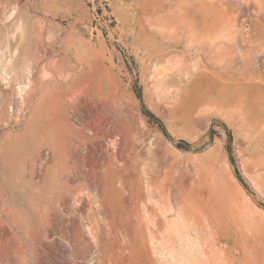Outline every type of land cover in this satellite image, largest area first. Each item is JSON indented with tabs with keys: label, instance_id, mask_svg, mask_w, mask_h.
<instances>
[{
	"label": "rangeland",
	"instance_id": "1",
	"mask_svg": "<svg viewBox=\"0 0 264 264\" xmlns=\"http://www.w3.org/2000/svg\"><path fill=\"white\" fill-rule=\"evenodd\" d=\"M248 1L0 0V264H264V115L179 100L223 72L207 28L206 57L236 35L233 76L262 87V40L240 61L241 34L264 39Z\"/></svg>",
	"mask_w": 264,
	"mask_h": 264
},
{
	"label": "bare ground",
	"instance_id": "2",
	"mask_svg": "<svg viewBox=\"0 0 264 264\" xmlns=\"http://www.w3.org/2000/svg\"><path fill=\"white\" fill-rule=\"evenodd\" d=\"M191 1V0H190ZM241 1V0H239ZM248 1V0H247ZM258 1V0H257ZM243 2V0H242ZM249 2V1H248ZM247 2V3H248ZM259 2V1H258ZM200 3V2H199ZM212 3V2H211ZM246 3V2H245ZM247 3L245 6H247ZM253 3H256L255 1H253ZM260 3V2H259ZM192 4V3H191ZM244 4V3H243ZM201 5V4H200ZM249 5V3H248ZM257 5V7L259 6V4H255ZM192 6V5H191ZM202 7V6H201ZM223 7V6H222ZM256 7V6H255ZM253 8V7H252ZM260 8V7H259ZM223 9V8H222ZM261 9V8H260ZM259 9V11H260ZM264 9V8H263ZM257 10V9H256ZM252 11V9H251ZM258 11V10H257ZM263 13V12H262ZM188 14V13H187ZM223 16V15H222ZM209 17V16H208ZM212 17V16H211ZM216 17V16H215ZM181 18V17H180ZM234 18V17H233ZM229 20V19H228ZM183 22V21H182ZM215 23V27H217L219 25L218 22H214ZM230 25V24H229ZM171 26V25H170ZM169 28H174V27H170ZM164 28V26H163ZM167 27V29H169ZM230 28V27H229ZM162 29V28H161ZM238 29V28H237ZM163 30V29H162ZM189 30V29H188ZM206 30V29H205ZM236 30V29H235ZM165 31V30H163ZM181 31V30H180ZM216 31V30H215ZM223 31V30H222ZM229 31V30H227ZM231 31V29H230ZM167 32V31H166ZM171 32L170 30L168 31ZM164 33V32H163ZM173 34V32H172ZM192 34V33H191ZM222 34V33H221ZM224 34V33H223ZM222 34V35H223ZM198 39L195 41L196 44L198 45V48L203 51L202 53L205 55V58L209 59V62L212 64H217V62H221V71H223L222 73H209V71L207 72L206 70L202 69L200 70V74L198 77V80L195 84H191L192 86H188V88H186L184 91H181L180 95H179V100L180 103L181 102H185V101H191V106H193V108L197 109V106H205V105H210L213 104L216 106V101H222L223 102H229L232 101L231 99L234 98H238L240 100H244L246 103L245 107L246 109H256L258 110V112L261 113V115H264V81L262 82L263 85L262 87H259V89H254V87L251 89V93H246L247 95L244 94V91H246L248 88L253 86L254 81V77H256V72L254 71L253 73L249 74V77L246 79V81H242V79H244L243 77H234L233 74L235 72H233V67H234V59L236 58L237 54V50L238 47H240L241 45L238 43L237 40V36L236 35H231V42L227 43V44H222V45H218L215 48V57H206L207 56V50L204 49L205 47L208 46V43H210V45L216 44L218 42L216 35L214 34V40L217 42L214 43V40H212V38L208 39L207 36L210 35V33L208 32V28L206 31H202L199 30L198 32ZM221 35V36H222ZM173 36V35H172ZM218 36V35H217ZM171 37V35H170ZM241 44L243 43H247V47L244 48V50L241 52L240 55V61H242L241 63L243 64V68L248 67V61L246 60L247 58H250V54L253 51V49L255 48V44H259L260 40H262L261 42L263 44L260 43V45H264V39L261 38V35H258L257 37L250 35V34H241ZM216 38V39H215ZM171 39V38H170ZM220 39H222V37H220L219 35V41ZM223 39L225 40H229L227 37ZM222 39V40H223ZM173 40V39H172ZM227 42V41H226ZM234 42V43H233ZM191 44V43H189ZM188 45V44H187ZM212 48V47H211ZM259 48V47H258ZM209 49V48H208ZM214 49V48H213ZM187 50V47H186ZM212 51V50H211ZM198 52V51H196ZM195 53V52H194ZM264 53V51H263ZM211 54V53H210ZM239 57V55H238ZM198 58V57H197ZM255 58V57H254ZM205 59V60H207ZM222 60V61H221ZM257 60V59H256ZM181 61V60H180ZM197 61V60H196ZM261 66L264 65V58L261 60ZM209 64V63H208ZM185 66V65H184ZM195 66V65H194ZM217 66V65H216ZM239 66V65H238ZM260 66V67H261ZM197 67V66H196ZM195 67V68H196ZM258 67V66H257ZM237 68V67H236ZM185 71V70H184ZM220 71V70H219ZM237 72V71H236ZM211 76L213 78H215V81L212 80ZM257 81V80H256ZM205 82V83H204ZM257 87V86H256ZM79 91V90H78ZM78 93V92H77ZM76 93V94H77ZM75 94V93H74ZM74 96V95H73ZM190 97H193L192 100H190ZM69 99V98H68ZM70 100V99H69ZM236 100V99H235ZM64 101L67 100H63L62 98V93L56 89L52 90V94L49 97L48 101H47V115H48V124L50 125L53 133H55V138L56 135L58 136L57 138L62 142V136L64 133V128H66L67 126V119H66V114H65V109L67 111V107L64 103ZM69 102V101H68ZM235 102V101H233ZM237 102V101H236ZM240 103V101H238ZM238 103V104H239ZM228 104V103H227ZM236 104V103H235ZM236 104V105H238ZM212 105V106H213ZM229 105V104H228ZM227 105V106H228ZM71 106V105H70ZM198 107V108H199ZM229 107V106H228ZM238 108V107H237ZM239 108H241L239 106ZM236 109V107H235ZM234 109V110H235ZM241 110V109H240ZM243 112V111H242ZM240 112V113H242ZM68 115V114H67ZM69 118V117H68ZM45 120V119H44ZM71 122V121H69ZM87 125V124H86ZM73 126V124H72ZM249 126H251V124H249ZM82 127V126H81ZM86 127V126H85ZM88 127V126H87ZM262 127V126H261ZM73 128H75L73 126ZM50 129V130H51ZM94 129V128H93ZM92 129V130H93ZM51 131V134H53ZM78 132V131H75ZM54 136V135H53ZM58 141V140H57ZM59 142V141H58ZM60 142V143H61ZM108 160H110V157L108 156ZM100 190V189H99ZM98 197V196H97ZM96 197V198H97ZM109 207V206H108ZM155 210V209H154ZM151 211V210H150ZM155 212V211H154ZM149 213V212H148ZM150 214V213H149ZM11 215V214H10ZM159 215V214H158ZM148 216V215H147ZM154 216V215H153ZM157 216V215H156ZM151 217V216H150ZM108 218V217H107ZM133 218V217H132ZM148 218V217H147ZM143 219V218H142ZM154 222L155 218H152ZM161 219V218H160ZM130 220V219H129ZM127 220V221H129ZM151 220V219H150ZM156 225L160 224V220L157 217V220H155ZM117 224V223H116ZM5 225V224H4ZM149 225V224H148ZM3 226V225H1ZM135 226V225H134ZM118 228V227H117ZM125 229V228H124ZM155 229V228H154ZM153 233V232H152ZM128 242V241H127ZM130 244V243H129ZM126 248V247H125ZM121 251V250H120ZM123 251V250H122ZM129 254V253H128ZM124 255V254H123Z\"/></svg>",
	"mask_w": 264,
	"mask_h": 264
}]
</instances>
